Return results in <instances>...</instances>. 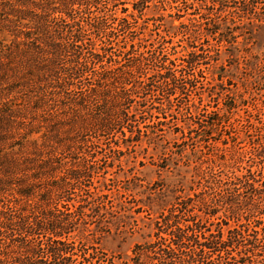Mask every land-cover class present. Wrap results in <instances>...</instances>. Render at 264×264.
Segmentation results:
<instances>
[{
  "label": "trees",
  "instance_id": "1",
  "mask_svg": "<svg viewBox=\"0 0 264 264\" xmlns=\"http://www.w3.org/2000/svg\"><path fill=\"white\" fill-rule=\"evenodd\" d=\"M99 1L0 0V264H96L91 254L77 253L72 240L88 210L101 212L108 198L90 186L82 188L97 169L84 163L85 157L92 158L83 148L88 143L85 134L101 131L105 140L121 133L126 149L133 147L156 126L146 124L148 112L140 109L146 105L136 101L150 80L136 79L138 68L153 59L156 86L167 91L170 102V96L184 94L188 77L194 76L182 75L176 60H183L184 67L210 66L199 58L205 60L210 53L220 57L224 43L233 42L218 16L207 19L200 13L197 26L191 20L182 25L200 42L183 59L155 53L149 57L138 49L133 59L124 60L108 53L101 39L102 46L93 41L87 53V33L103 23ZM225 1L213 3L222 7ZM242 1L243 19L255 18L250 17L254 10L264 8V1ZM147 2L133 0L132 10L122 9L125 16L116 29L125 26L122 20L127 23L144 14ZM219 76L221 81L225 77ZM130 77L135 80L129 83ZM220 109L232 112L235 103L217 107L215 117L206 115L211 122L201 134V124L196 127L191 136L198 139L191 156L185 157L187 167L195 164L203 189L193 197L178 198L167 213L161 212L153 220L154 239L137 245L120 264H264V119L253 124L248 148H236L238 137L228 136L232 147H226L230 141L224 139L220 160L225 162L218 164L205 158L202 146L214 148L208 142L214 127L224 122ZM228 149L234 153L228 154ZM206 164L212 167L208 173ZM215 166L224 178L213 175ZM102 261L97 263H110Z\"/></svg>",
  "mask_w": 264,
  "mask_h": 264
},
{
  "label": "rangeland",
  "instance_id": "2",
  "mask_svg": "<svg viewBox=\"0 0 264 264\" xmlns=\"http://www.w3.org/2000/svg\"><path fill=\"white\" fill-rule=\"evenodd\" d=\"M213 1L148 0L144 14L129 18L127 23L122 20L125 26L119 29H116L118 20L125 16L121 11L126 8L132 10L133 0H116L115 3L99 1L98 10L102 12L103 23L87 33V45L84 46L87 53L93 48V41H97V47H101V39L107 45L108 53L120 59H133L138 49L145 51L149 57L155 53L172 60L178 57L183 59L190 47L200 42H196V38L182 25L189 24L191 20L197 26L200 13L207 19H211L212 15L218 16L228 32L225 36L233 34V42L224 43L220 57L210 53L205 60L199 58L200 63L211 62L209 68L200 64L184 67L183 60H176V68L182 70V75L190 73L194 76L188 77L190 84L184 94L180 97L177 94L170 96V102L167 91L162 92L156 86L159 83L152 74L153 59L138 68L135 78L150 80L139 91L136 101L146 105L140 107L148 112L146 124L155 122L156 126L148 128L147 132H152L151 135L142 137L133 147L126 149L121 133L105 140L100 135L106 133L101 131L85 134L88 143L83 148L91 153L92 158L85 157L88 161L84 163L90 162L97 169L85 180L82 188L88 190L90 186L91 191L108 195V198L105 200L106 209L101 212L88 210L81 231L73 234L76 237L72 240L78 247L77 253L84 252L86 257L91 254L93 263L104 262L102 260H109L111 264L126 262L137 245L154 239L153 220L161 212L167 213L178 198L193 197L201 192L204 186L201 175H195L194 163L188 167L185 165V157L191 156V148L198 139L191 136L195 135L196 127L201 124L197 132L201 134L202 129L209 126L211 120L206 115L212 113L210 115L215 117L213 111L217 107L228 108L235 103L232 112L220 109V115L224 113V122L214 127L212 138L207 137L209 145L214 148L202 146L205 158L209 156L218 164L225 162L224 159L220 160L222 150L233 145L229 135L238 137L235 139L236 148H248L254 131L253 124L264 119V22H261L264 20V8L254 10L255 16L250 17L255 18L243 19L241 9L246 6L244 1L227 0L222 7H216ZM251 21L254 24L250 25ZM107 32L110 34L106 35ZM131 45L136 47L127 53L126 49ZM213 58L219 61H212ZM219 74L225 75L222 81ZM135 78L130 77L127 82H133ZM173 89H170V93L175 91ZM124 130L126 135H130L127 129ZM227 138L230 143L225 147L222 141ZM99 139L104 140L103 144L98 143ZM117 142L120 143L119 148L115 146ZM181 152L184 158L180 157ZM229 161L227 157L226 162ZM207 167L206 164L208 173L212 167ZM218 168L220 166L214 167L213 175H222ZM85 197L88 199V196Z\"/></svg>",
  "mask_w": 264,
  "mask_h": 264
}]
</instances>
